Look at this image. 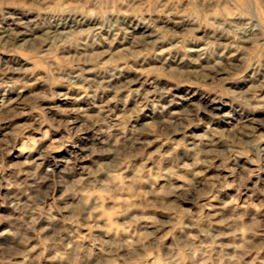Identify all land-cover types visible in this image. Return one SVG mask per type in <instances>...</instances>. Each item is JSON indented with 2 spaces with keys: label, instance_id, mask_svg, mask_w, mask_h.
Returning <instances> with one entry per match:
<instances>
[{
  "label": "rangeland",
  "instance_id": "1",
  "mask_svg": "<svg viewBox=\"0 0 264 264\" xmlns=\"http://www.w3.org/2000/svg\"><path fill=\"white\" fill-rule=\"evenodd\" d=\"M0 264H264V0H0Z\"/></svg>",
  "mask_w": 264,
  "mask_h": 264
}]
</instances>
